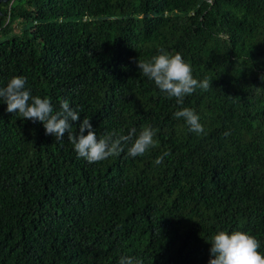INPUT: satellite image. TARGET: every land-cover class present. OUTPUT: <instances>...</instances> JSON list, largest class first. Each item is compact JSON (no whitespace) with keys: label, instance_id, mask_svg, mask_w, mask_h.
<instances>
[{"label":"trees","instance_id":"obj_1","mask_svg":"<svg viewBox=\"0 0 264 264\" xmlns=\"http://www.w3.org/2000/svg\"><path fill=\"white\" fill-rule=\"evenodd\" d=\"M0 11V88L22 76L98 138L150 127L157 141L132 158L133 137L89 164L67 134L55 140L0 99V264H209L220 231L255 237L264 255V0H7ZM160 50L212 87L168 98L132 62ZM183 107L204 134L174 117Z\"/></svg>","mask_w":264,"mask_h":264},{"label":"clouds","instance_id":"obj_2","mask_svg":"<svg viewBox=\"0 0 264 264\" xmlns=\"http://www.w3.org/2000/svg\"><path fill=\"white\" fill-rule=\"evenodd\" d=\"M154 56L151 61L133 59V63L141 70L144 76L154 81L157 88L168 98H175L176 103L183 105L186 96L192 95L197 89L208 91L212 84L207 78L198 80L193 77L190 64L186 63L181 54L170 55L163 50ZM264 77H261V79ZM0 99L7 105L8 113H15L25 120L39 121L43 124L46 135H52L55 140L62 141L65 134L74 145L79 158L85 159L89 164L98 163L111 156H117L124 151V145L132 142L127 155L136 158L143 156L156 146V131L150 127L144 128L136 136V129H131L127 135L116 131L97 137L91 120L83 118L76 108L70 107L68 100L61 102L60 110L54 111L48 98L33 96L31 90L26 88V79L15 76L10 79L6 87L0 88ZM176 119H184L190 131L200 135L205 133L200 117L194 110L183 107L174 113ZM79 123L78 134L72 133L74 123ZM85 133H87L85 135ZM229 135L228 132L224 133ZM165 152L156 160V164L163 162ZM260 242L253 236L235 231L229 234L220 231L212 238L209 264H264V255L258 249ZM119 264H143V260L128 256H121Z\"/></svg>","mask_w":264,"mask_h":264},{"label":"water","instance_id":"obj_3","mask_svg":"<svg viewBox=\"0 0 264 264\" xmlns=\"http://www.w3.org/2000/svg\"><path fill=\"white\" fill-rule=\"evenodd\" d=\"M7 0H0V5H5ZM3 16L2 12L0 11V18Z\"/></svg>","mask_w":264,"mask_h":264}]
</instances>
